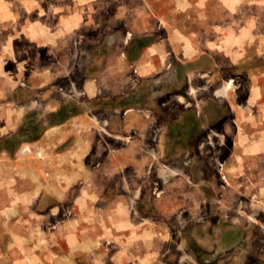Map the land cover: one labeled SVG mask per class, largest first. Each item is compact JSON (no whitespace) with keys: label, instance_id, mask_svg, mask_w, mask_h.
<instances>
[{"label":"crops","instance_id":"0c3cea01","mask_svg":"<svg viewBox=\"0 0 264 264\" xmlns=\"http://www.w3.org/2000/svg\"><path fill=\"white\" fill-rule=\"evenodd\" d=\"M112 1L93 23L68 3L59 10L0 7V98H17L14 110L0 104V136L28 127L44 94L53 106L48 122L42 115L37 121L45 130L35 146L58 164L8 174L16 195L3 208L0 264H264V201L245 203L248 191L219 185L201 156L228 142L209 110L197 107L202 97L210 100L192 69L200 59H164L168 36L131 48L136 35L164 27L183 35V11L141 12L136 0ZM12 20L18 23L7 30ZM78 38L87 42L83 57L70 59ZM106 45L94 59L90 46ZM42 50L60 59H41ZM217 90L225 97L231 89ZM103 97L113 104H91ZM19 134L17 142H25ZM235 175L227 169L228 182ZM235 190L240 194L227 200ZM44 193L49 200H40Z\"/></svg>","mask_w":264,"mask_h":264},{"label":"rangeland","instance_id":"374dc122","mask_svg":"<svg viewBox=\"0 0 264 264\" xmlns=\"http://www.w3.org/2000/svg\"><path fill=\"white\" fill-rule=\"evenodd\" d=\"M38 3L50 7L52 4L57 10L61 9L60 5L63 3H68V6L73 5V8L82 9L88 21L93 23L97 9L109 8L113 1L0 0V7L8 6L13 11L24 7L30 8ZM157 7L165 13L168 10L183 11L185 21L184 30H181L183 35L179 34L180 29L172 32L166 27L151 34L136 35L131 47L132 51L135 52L142 44L161 41L168 36L169 39L166 40L168 45L161 53L164 59H200V63L192 65V69L199 70V78L196 82L201 85L202 96L206 95L210 100L208 104H204L206 102L202 97V104H197V107L209 110L206 116L216 120L218 136H227L228 142L218 143L207 156L203 154L201 156L207 157V162L211 163V171L213 174L216 173L214 179L219 185L238 186V190L242 188L243 191H248V194H241L242 200L245 203L246 200L254 201L262 207L261 201H264V0L135 1L136 10L141 12ZM12 18L10 17V20ZM17 18L19 20L20 17ZM17 23L18 21H10L7 30H11ZM114 35L115 32L109 33L108 42L113 41ZM85 44H87L85 39L74 40L70 47L71 51L68 49L70 59H82L81 49ZM90 47L92 50L94 48V59H99L97 57L108 49L107 45L97 48L96 51L95 46ZM51 56L60 59V56L56 58L54 53L42 50L41 59H51ZM88 58L89 54L86 55V59ZM59 83L63 81L58 80L57 86ZM217 88V93L221 95L231 90L227 96L218 97L214 93ZM0 99L2 100L0 104L11 105L13 110L17 106L15 95ZM40 99L42 100L40 112L28 114L27 119H30L31 126H15L11 133L0 136V237L7 227L2 221L7 215V209L3 208L16 195L12 191L14 185L10 182L15 177L8 174L15 173L17 168L37 169L44 173L50 168L58 167L53 160L50 161L48 149L45 150L42 145L40 149L39 144L35 146V143H39V135L45 130L40 127L44 122L37 123V121L42 115V119L48 122L49 109L53 106L48 96L41 94ZM103 101L108 106L113 104L112 97L93 99L91 104H99ZM30 102L32 104V100ZM13 114L17 113L14 111ZM202 115L204 116L203 111ZM31 116H35V122L31 121ZM224 123L229 129L225 128ZM204 130L207 131L209 128L206 127ZM18 134L24 136L26 141L17 142ZM239 137H243V140H239L242 143L231 144V141L235 142ZM61 148L63 149V145ZM60 163L63 164V160H60ZM230 167L239 175L232 176L233 181L228 182L226 172ZM207 172L206 170V174ZM29 177L31 176L23 178ZM201 178L202 182L206 181L203 184L208 188L209 175H202ZM238 194L240 192L235 190L228 193L226 198L231 200ZM49 199L50 197L44 193L40 200ZM262 209L259 213L263 211ZM36 210L45 209L36 208ZM249 211L251 214H256L258 208H250Z\"/></svg>","mask_w":264,"mask_h":264}]
</instances>
